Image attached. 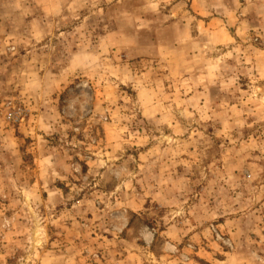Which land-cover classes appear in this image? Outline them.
Instances as JSON below:
<instances>
[{"label":"rangeland","instance_id":"374dc122","mask_svg":"<svg viewBox=\"0 0 264 264\" xmlns=\"http://www.w3.org/2000/svg\"><path fill=\"white\" fill-rule=\"evenodd\" d=\"M0 264H264V0H0Z\"/></svg>","mask_w":264,"mask_h":264}]
</instances>
